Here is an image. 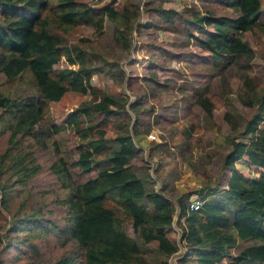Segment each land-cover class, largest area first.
Here are the masks:
<instances>
[{
    "label": "trees",
    "instance_id": "1",
    "mask_svg": "<svg viewBox=\"0 0 264 264\" xmlns=\"http://www.w3.org/2000/svg\"><path fill=\"white\" fill-rule=\"evenodd\" d=\"M261 1L208 3L220 10L228 9L234 16L216 14L210 7L202 14L187 17L171 8L158 7L153 12L165 22L179 16L198 27H208L203 36L193 38L211 61L230 57L248 61L252 51L243 34L254 30L264 34ZM135 16L125 5L120 10L106 6L97 11L79 0H0V122L6 126L4 150L0 153V180L5 169L16 171L14 162L28 167L20 175L26 179L39 173L40 166L33 153L49 144L56 153L57 146L49 138L69 128L77 138L75 161L66 164L62 157H57L46 166V174L53 178L57 188L64 190L52 202L63 212V223L57 227L35 219L41 231L57 229L59 235L69 237L73 243L51 264H168L166 257L177 250L166 235L175 211L177 219L183 220L180 242L185 250L179 264L184 261L264 264V129L258 128L264 120V87L258 91L248 78L242 81L245 95L241 103L252 108L238 130L239 136L246 140L228 138L229 148L221 160V166L229 171L224 187L207 183L192 191L193 200L199 202L196 210H189L184 203L188 193L178 198L175 211L167 203L153 213L141 201L154 192L151 182L147 183L131 167L138 151L127 132V124L111 122L124 106L121 98L100 92L90 104L82 102L69 111L64 125L43 124L35 94L57 102L69 90L88 93L92 90L90 77L99 70L83 48L64 44L62 35L81 25L99 30L106 18L113 24L114 38H126ZM60 61L65 66L55 68ZM23 75L28 78L27 91L15 87ZM195 102L211 117L213 102L208 95L198 96ZM230 118L228 113L223 116L229 130L234 132L238 126ZM108 128L115 132L111 138L105 137ZM9 151H19L18 158L11 163L4 158ZM243 156L250 165L262 170L258 178L246 177L234 167ZM74 167L82 173L95 170V174L73 183L70 170ZM203 175L208 176L206 172ZM12 176L9 174L6 180ZM17 180L18 177L11 183ZM2 183L0 192L5 194ZM123 219L130 220L135 238L120 228ZM150 252L156 253L152 262L144 257V253Z\"/></svg>",
    "mask_w": 264,
    "mask_h": 264
},
{
    "label": "rangeland",
    "instance_id": "2",
    "mask_svg": "<svg viewBox=\"0 0 264 264\" xmlns=\"http://www.w3.org/2000/svg\"><path fill=\"white\" fill-rule=\"evenodd\" d=\"M79 1L97 11L106 6L120 10L125 5L136 16L126 38H114L113 24L106 18L99 30L81 25L62 35L64 44L83 48L92 65L99 70L90 77L92 90L88 93L69 90L57 102L35 94L43 124L64 125L69 111L82 102L90 104L100 92L106 91L125 102L111 122L127 124V132L138 151L131 162L133 171L147 183L150 181L152 191L163 195L162 201H168L174 211L178 198L188 193L189 196L184 197V203H187L195 197L192 191L201 185L217 183V188H223L229 171L221 166V160L229 148L228 138L245 139L239 136L238 130L252 112V108L241 103L245 95L242 81L248 78L258 91L264 87V34L259 30L243 34L252 51L248 61L230 57L213 62L206 51L196 46L193 38L203 36L208 27H198L179 16L170 23L165 22L153 12L158 7L171 8L182 11L187 17L193 13L202 14L210 7L216 14L235 15L228 9L220 10L208 4L212 0ZM260 9L261 21H264V0ZM64 66L60 61L54 67ZM26 80L28 78L23 75V80L15 87L26 90ZM204 93L213 102L211 117L206 116L195 102ZM225 113L230 114L232 123L238 126L236 131L229 130L223 120ZM4 126L5 123L0 122V153L4 150L6 137ZM258 128L264 129V120ZM114 133L108 128L105 137L111 138ZM49 141L57 146L56 153L51 144L33 153L40 166L39 173L26 179L20 175L28 167L14 162L16 171L11 173L5 169L0 180L6 188L5 194L0 192V264H51L73 247L69 237L59 235L57 229L41 231L35 222V219H41L57 227L62 225L64 214L52 202L64 190L57 188L53 178L46 174V166L57 157H62L66 164H72L76 159L78 144L71 129L59 131ZM18 156L19 151H9L4 158L11 163ZM234 167L250 178H258L262 172L260 168L251 167L245 156L237 160ZM203 172L208 176L204 177ZM9 174L13 176L7 181ZM70 174L73 183H79L94 176L95 170L82 173L74 167ZM16 177L18 180L11 183ZM141 201L153 213L157 211L158 198L142 197ZM175 213L169 220L166 235L177 250L166 257L168 264H179L185 250L180 242L183 220H178ZM130 223L123 219L120 228L135 238ZM144 257L152 262L156 253H144ZM182 264L193 263L184 261Z\"/></svg>",
    "mask_w": 264,
    "mask_h": 264
},
{
    "label": "crops",
    "instance_id": "3",
    "mask_svg": "<svg viewBox=\"0 0 264 264\" xmlns=\"http://www.w3.org/2000/svg\"><path fill=\"white\" fill-rule=\"evenodd\" d=\"M135 157H133L132 158V160L134 159ZM132 160H131V162H132ZM247 160V159H246ZM249 164V163H248ZM250 165V164H249ZM251 167H253L252 165H250ZM257 168V167H256ZM240 172V171H239ZM241 173V172H240ZM245 176V175H244ZM247 177V176H246ZM150 196H153V197H156V198H158V200H159V203H158V206H157V208L159 207V206H161V205H164V204H167V203H169L168 201H162V200H164V196L163 195H161L160 193H157V192H154V194H152V195H150ZM194 199V196H192L190 199H189V201L190 200H193ZM170 204V203H169ZM174 209V208H173Z\"/></svg>",
    "mask_w": 264,
    "mask_h": 264
},
{
    "label": "built area",
    "instance_id": "4",
    "mask_svg": "<svg viewBox=\"0 0 264 264\" xmlns=\"http://www.w3.org/2000/svg\"><path fill=\"white\" fill-rule=\"evenodd\" d=\"M150 138H153V135H148ZM187 208L189 210H196L199 206V202H197L196 200H190L187 202Z\"/></svg>",
    "mask_w": 264,
    "mask_h": 264
}]
</instances>
